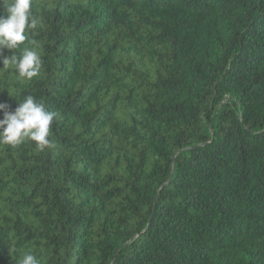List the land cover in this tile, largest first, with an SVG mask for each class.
<instances>
[{
  "label": "trees",
  "instance_id": "1",
  "mask_svg": "<svg viewBox=\"0 0 264 264\" xmlns=\"http://www.w3.org/2000/svg\"><path fill=\"white\" fill-rule=\"evenodd\" d=\"M32 11L41 74L0 69V103L60 117L0 144V264H264V0Z\"/></svg>",
  "mask_w": 264,
  "mask_h": 264
},
{
  "label": "clouds",
  "instance_id": "2",
  "mask_svg": "<svg viewBox=\"0 0 264 264\" xmlns=\"http://www.w3.org/2000/svg\"><path fill=\"white\" fill-rule=\"evenodd\" d=\"M33 0H0L4 14H0V56L4 49L12 51L10 57L2 60L3 68H12L21 80L31 81L38 77L42 71V57L34 41L33 47L25 45L28 40L26 33H34L43 22L32 11ZM17 55L15 50H20ZM12 97L17 98L14 91L9 90ZM0 144L17 146L25 141H32L38 151L52 147V126L60 113L51 111L43 100H38L33 95H27L20 101L15 111L10 110V105L0 103ZM17 264H41V260L32 252H26L17 261Z\"/></svg>",
  "mask_w": 264,
  "mask_h": 264
}]
</instances>
